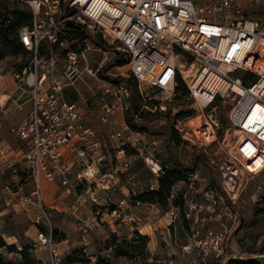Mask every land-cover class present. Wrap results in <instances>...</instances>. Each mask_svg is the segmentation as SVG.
I'll return each instance as SVG.
<instances>
[{
  "label": "built area",
  "instance_id": "obj_1",
  "mask_svg": "<svg viewBox=\"0 0 264 264\" xmlns=\"http://www.w3.org/2000/svg\"><path fill=\"white\" fill-rule=\"evenodd\" d=\"M14 1L30 11L18 32L32 58L12 72L19 88L30 91V108L10 128L20 145L13 148L0 136V174L7 175L2 186L4 208H31L32 222L45 226L38 227L32 239L48 247L52 264L63 261L44 201L45 181L61 185L65 191L83 187L75 198L77 207L91 202L97 208L95 213L106 211L114 222H123L133 234L146 235L150 241L152 226L142 221L140 209L152 203L135 196L158 187L166 166L160 159L163 138L128 125L125 114L131 91L122 80L96 76L92 93L101 104L96 120L87 119L80 104L64 97L63 87L72 83L77 73L95 75L88 64L80 67L90 48L89 39L81 45L77 39H66V31L60 30L65 21L75 20L91 33L99 32L107 43L119 42L118 49L127 51L130 73L141 90L145 84L160 90V99H169L181 78L196 110L175 125L183 141L207 147L216 139L221 123L218 111L230 105L222 138L225 155L216 165L218 183L198 168H181L184 177L172 185L162 213L172 242L177 238L169 234V225L180 216L183 226L186 223L185 236L178 245L185 264H220L227 254L229 232L243 219L237 203L244 189L243 176L264 175V22L232 20L229 14L223 19L215 17L232 8L235 0ZM44 39L54 47H63L62 55L52 51L40 55ZM59 62L62 69L57 73ZM16 106L23 109L21 102ZM111 120L116 126L101 135L99 125ZM230 129L234 133L231 142L227 138ZM133 158L153 177L146 188L130 190V197L120 196L113 202L109 190L119 186L122 176L127 181L133 179ZM27 179L32 184L29 190ZM155 206L159 211L160 206ZM147 227L149 231H143ZM62 242L67 244L68 238L62 237ZM14 243L16 249L21 248L18 241Z\"/></svg>",
  "mask_w": 264,
  "mask_h": 264
},
{
  "label": "rangeland",
  "instance_id": "obj_2",
  "mask_svg": "<svg viewBox=\"0 0 264 264\" xmlns=\"http://www.w3.org/2000/svg\"><path fill=\"white\" fill-rule=\"evenodd\" d=\"M18 10H26L30 15L28 7H25L21 2L14 0H2L0 4V19H6L7 21H10L12 18L11 13ZM226 14H229V19L232 20H253L263 23L264 0H235L232 8L227 9L226 13L219 12L215 17L217 19H223ZM60 30L66 32L68 31L65 24L60 25ZM96 34H99V32H96ZM99 36H101V34H99ZM108 43L114 46L119 45L117 40ZM78 44L80 43L78 42ZM41 47L42 51H40V54L43 56H48L51 51L61 56L64 49L61 46L54 47L53 45L49 44L46 39L41 41ZM95 49L98 53V56H96V59L98 60L94 65H97L98 62L101 63V61L104 60V53L102 51L103 49L97 44L95 45ZM120 50L127 53V51L123 48ZM0 51H3L4 53L2 58H0V136L3 137L8 143H11V140L13 142H19V138L10 131V128L13 127L16 124L17 119H19V116L15 114L18 110L17 106H15V98L20 93V90H15V88L13 91H11L12 86L15 85L14 80L16 81V78L12 75V72L21 65L29 63L30 59L32 58V53L29 51L25 54H15L10 51V49L2 42H0ZM82 61L85 63L84 61L86 60ZM82 61L80 64L81 68ZM94 65L92 66L90 64L89 69L91 72L95 73V75L88 71H82L80 74L77 73L78 76H75L72 82H76L78 79L84 76L83 74H85V76L87 74V76H92V79L87 78L86 84L88 83V85H91V88L95 91L94 88L96 86V76L99 77V75L97 74V70H94ZM117 65H120V67L116 68V70L111 74H121L133 79L135 99L138 105L135 117L143 120L145 123H148L153 128V132L151 133L163 138L160 159L161 156H165L167 158L170 156L175 157L184 162L186 165L190 166V168L185 170L198 168L203 174L207 176H210L213 172L216 174V165L222 161L225 155L226 145L224 142H222V138L226 134L224 129L226 124L224 122L226 121V114L230 108V105L227 103L225 106H221L220 111H218V115L220 116L219 121L221 123H219L220 126L216 129V139L208 144L207 147H199L197 145L191 144L190 142L183 141L179 135V132L175 129V125L177 124L178 120L183 117L196 114V110L194 108L195 104L192 98L190 99L188 94L186 96L181 95L182 90H178L176 87L174 95H172L169 99H160L162 95L160 90L149 87L145 84L141 85L142 90L138 87L137 80L133 74L130 73L128 63L124 65ZM80 67L79 69H81ZM56 68L57 73H60L62 69V62H59V65ZM92 82L93 84H91ZM92 92V95L87 98L86 104L83 106L87 119L96 120L101 104L99 103L97 94L94 95ZM93 111L95 112L94 115L91 114ZM108 125V123L99 125L98 130L100 131L99 133L101 135H107L105 130L109 128ZM169 130H173L175 131L176 135H179V140L177 142L175 140H171L170 142V150L172 155L168 154L170 152L168 150V146L165 145L166 133L162 132ZM105 138H107V136H105ZM227 138H229L230 142L234 139V133L231 129L228 132ZM193 152L203 153L207 157V160H209L208 165L206 166V164L202 163L201 161L193 165L190 160ZM131 162L132 166L130 168V173L133 175V179L131 181H127L126 178L122 176V182L124 186H126L128 189H134L136 188L135 186L145 184L144 186L146 188L149 180L152 179L153 176L150 174V172H148L140 160L133 158ZM6 176L7 175L0 174V212L2 211L0 221V237L3 238L7 244H9L8 242L11 240L16 242L18 241L21 245V248L16 249L15 243L13 242L11 244H13L14 247H3L1 250L2 255H5L6 258L13 262V264H30L25 263L24 254L22 252L24 250V253L27 255L28 259L26 261L34 260L33 264H52L48 247L39 246L35 243V240L32 239V237L35 236L34 225H36L37 229L38 227L44 229L45 226L42 224L38 225L33 223L31 219L20 210H7L4 208V202L2 199V186L5 182L4 180L6 179ZM26 183L27 190H29L32 185L31 180L27 179ZM45 184H50V182H42V192L44 194L45 205H47L46 201L48 204H53V206L49 207L51 215L50 220L52 224L51 228L52 232H55L53 234V238L56 240V247L59 253H61L63 264H67L66 260L68 258H73L75 254L74 252L77 250H80L82 253H84V257L89 258L90 261L95 259L97 249H99L103 254L113 253L112 247L109 246L108 243L112 241L113 235L120 239L125 238L123 236L125 235L124 232L127 230V227L121 225L116 228L118 233L117 235L111 230L109 222L99 220L101 212L98 214L95 213L97 208L94 204L87 202L85 206L77 207L75 205V198L76 195L82 191L83 187H75V190L70 189V192L67 193L66 197L60 198L58 200V191L53 193L52 189V191H49V188H53L54 185L45 186ZM242 184L244 189L239 194L237 203L238 206H240L241 218H243V221L241 227H239L232 238V244L235 247L241 249L242 253L255 252L257 250L264 251L263 218L260 214L254 213V208L257 205V201L264 193L262 192V188L264 189V175L261 174L254 176L253 178H247L246 176H243ZM257 186L260 187L259 191H256ZM62 188L63 187L61 186L60 189ZM114 188H112L110 191V196L113 202L119 199L120 195L123 194L120 189H118V187ZM92 211L95 217L98 219V223L92 222L95 221L92 215H90ZM154 213L157 215L155 218L158 219L161 217V215H163V210L160 208L159 211L155 210ZM149 214L150 209H146V207L140 209V215L143 222H145L143 218ZM86 215H89V218L86 219ZM165 219L167 220L166 217ZM146 223H148V221ZM150 223L151 226H153L152 222ZM182 223H184V220L180 216L175 219V221L172 222L168 227L169 234L172 237L177 238L175 242H172L169 239L166 230L167 227H165L166 225L164 227L158 226L155 229L152 227L155 240L154 246H151L150 248L147 245L146 252L144 254L137 255L135 258H118L119 264H143V258H146V264H185L187 261L186 257L181 255L178 248L182 238L185 236L184 232L187 230L186 223L184 226ZM79 225H82V228L79 227ZM83 226L86 227V231L83 230ZM26 230L28 231L25 232ZM143 231H149V228H144ZM62 237L68 238L67 244H64L63 242L59 243ZM170 260L171 263L169 262Z\"/></svg>",
  "mask_w": 264,
  "mask_h": 264
},
{
  "label": "trees",
  "instance_id": "obj_3",
  "mask_svg": "<svg viewBox=\"0 0 264 264\" xmlns=\"http://www.w3.org/2000/svg\"><path fill=\"white\" fill-rule=\"evenodd\" d=\"M11 19L10 21L1 20L0 19V42H2L6 47L10 49L15 54H25L26 52H29L27 48L23 47L19 40V32L18 30L27 23L29 17V13L25 10H18L13 11L11 13ZM64 24L67 26V32L64 36L66 39L70 40L72 38L77 39V41L82 45L83 40L87 37L91 41H93L95 44H97L99 47H101L103 50H113L115 51V55L110 60L106 61L101 65V67L97 70V74L99 76H104L110 79L113 82L116 81H124L128 88H130L131 94H130V106L125 114V118L127 120V123L129 126L135 130L140 131H148L153 132V128L148 124L145 123L143 120L138 119L135 117L136 111L138 109V105L136 103L135 99V88L133 79L130 77L123 76L121 74H109L107 72V69L113 65L116 64H126L129 61L128 55L126 52L116 48V45L108 44L104 39L99 36V34H93L89 30H87L86 27H84L82 24L78 23L75 20L65 21ZM42 51V47H40L39 53ZM3 51H0V58L3 56ZM41 55V54H40ZM27 64L21 65L18 69L23 68ZM177 89H181L182 93L181 95H187L188 89L184 85L183 81L180 77L177 78ZM166 133V142L165 145L168 146V150L171 154V147L170 142L171 140H175L176 142L179 140V135L175 134V131L169 130V131H162ZM172 155V154H171ZM161 156V160L166 163V166L163 170L162 175L158 178V187L155 189H149L144 190L143 192L137 194L135 198L145 202V203H155L156 205L160 206L162 210L166 207V198L168 194L170 193V189L172 185L179 181V179L183 178L184 175L181 172V168L188 169L190 166L186 165L184 162L180 161L179 159L175 157H163ZM192 164H196L197 162H202L206 164V166L209 163V160H207V157L203 153L199 152H193L190 158ZM192 165V167H193ZM191 167V168H192ZM211 181L215 184L218 183V175L214 172L211 173L209 176ZM133 198V199H135ZM255 214H260L263 218L264 222V193L261 195L260 199L257 201V205L254 208ZM55 233V232H54ZM52 232V236L54 234ZM132 238L126 239V238H118L115 235H113V239L111 242H109V246L112 247L113 253H107L103 254L100 252L99 249L96 251V257L94 260L90 261L89 258L84 257V253H82L80 250H77L74 252L73 258H68L66 260L67 264H119L118 258L125 257L127 259L135 258L137 255L144 254L147 250V245L149 242V237L146 235L138 234L137 232L132 235ZM8 246V248L14 247L13 244H7L3 238L0 237V264H13L11 260L6 258L5 255H2L1 250L3 247ZM24 254L25 263L33 264V261H26L27 255L24 253V250L22 251ZM255 252H262L263 250H257ZM255 252H249V253H255ZM146 258H143V264H146ZM229 264H260L258 262H252V263H234L229 262Z\"/></svg>",
  "mask_w": 264,
  "mask_h": 264
},
{
  "label": "crops",
  "instance_id": "obj_4",
  "mask_svg": "<svg viewBox=\"0 0 264 264\" xmlns=\"http://www.w3.org/2000/svg\"><path fill=\"white\" fill-rule=\"evenodd\" d=\"M88 44L90 45V48L89 49H87L86 50V53H85V58H84V60H86V61H84L85 63H83V61H82V66H84L85 64H88V65H94L95 64V62H97V60L98 59H96L97 57L96 56H98V53H97V51H96V49H95V45L96 44H94V42L93 41H91L90 39L88 40ZM116 48H118V46H116ZM103 51V53H104V55H103V61H101V63H99L98 62V64L97 65H94V70L96 71V70H98L100 67H101V65L103 64V63H105L106 61H108V60H110L111 58H113L114 57V55H115V51H113V50H102ZM94 53V54H93ZM127 64V63H126ZM122 65H124V64H122ZM118 67H120V65H113V66H111V67H109L108 68V73H113L115 70H116V68H118ZM84 76H82L80 79H78L76 82H72V83H70V84H67L64 88H63V93H64V97L68 100V101H70V102H72V101H76L77 103H79L80 105H81V107L82 108H84V104H85V100L88 98V97H90L92 94H91V92H92V88H91V85H88V83L86 84V79L88 78V79H92L91 77L92 76H87V74H86V76H85V74H83ZM94 82V81H93ZM93 82L91 83V84H93ZM14 83H15V85H13L12 86V90L11 91H13V89L15 88V90H17V89H19L20 90V93L16 96V98H15V104H18V103H22V106H23V109H19L18 107H17V111H16V115H18L19 116V119H17V122H16V124L20 121V119L21 118H23L25 115H26V113L28 112V109L30 108V106H29V99H28V97H29V95H30V91H23L22 89H20L19 88V86H18V84H17V81H15L14 80ZM9 96V95H8ZM16 106V105H15ZM92 115H94L95 114V112L93 111L92 113H91ZM116 126V123H115V121H113V120H111L110 121V123H109V125H108V127L109 128H113V127H115ZM11 146L14 148V147H17L18 145H20L21 144V141H19V142H13L12 140H11ZM138 160V159H137ZM151 180V179H150ZM46 185H54L53 186V188L52 187H50L49 188V191H52V193L53 192H57L58 191V200L60 199V198H63V197H66L67 196V193H69L70 191H65V190H63V188L62 189H60V187H61V185L59 186V185H56L55 183H50V184H45V186ZM145 184H141L140 186H135L136 188H134V189H132V188H126V186H124V184H123V182H122V180H121V183L119 184V186H117L118 187V189H120V191L123 193L122 195H120V196H131L130 195V190H137V191H140V190H142V189H144V186ZM52 189V190H51ZM115 189V188H114ZM111 190H109V192H110ZM46 204L48 205V207H51V206H53V204H48L47 203V201H46ZM156 204L155 203H152L151 205H150V207L149 206H144V207H146V209H150V214L148 215V216H145L143 219L145 220V221H148V222H152V224H153V228L155 229V228H157L158 226H160V227H164L166 224H167V220L164 218V216H162L161 215V217L160 218H158V219H156L155 217H157V215H155V210H157V208H156V206H155ZM143 207V208H144ZM142 209V208H141ZM17 210H20L21 212H23V213H25V215L28 217V218H30L31 219V221H32V211H31V208L30 207H26V206H24V207H21V208H19V209H17ZM90 215H92V217H95V215L93 214V211H92V213L90 214ZM87 218H89V215H86V219ZM94 220L95 221H92V222H94V223H98L97 222V218L95 217L94 218ZM99 220L100 221H107V222H109V226H111V230L115 233V234H117L118 235V233H117V229L116 228H118L119 226H121V225H124L125 227H127L126 229V231L124 232L125 233V235L123 236V237H125V238H132L133 236V233H132V231L129 229V227L126 225V224H124L123 222H120V223H117V222H114L113 220H112V218L108 215V213L105 211L104 213L102 212L101 213V216H100V218H99ZM151 220V221H150ZM35 226V232H36V229H37V227H36V225H34ZM153 228L151 229L152 230V232H151V234L149 233V236H150V241H149V243H148V247H150L151 248V246H154V244H155V240H154V236H153ZM28 230H26L25 232H27ZM181 231V230H180ZM25 234H27V233H25ZM30 236V235H29ZM34 238V237H33ZM13 242H15L14 240H11L10 242H8L9 244H11V243H13Z\"/></svg>",
  "mask_w": 264,
  "mask_h": 264
},
{
  "label": "water",
  "instance_id": "obj_5",
  "mask_svg": "<svg viewBox=\"0 0 264 264\" xmlns=\"http://www.w3.org/2000/svg\"><path fill=\"white\" fill-rule=\"evenodd\" d=\"M242 224V220H240L239 224L235 226L228 234L225 242V248L227 254L224 258L220 260V264H229V262L234 263H252L258 262L260 264H264V253L255 252V253H242L241 249L235 247L232 244V238L235 235V232L239 229Z\"/></svg>",
  "mask_w": 264,
  "mask_h": 264
},
{
  "label": "bare ground",
  "instance_id": "obj_6",
  "mask_svg": "<svg viewBox=\"0 0 264 264\" xmlns=\"http://www.w3.org/2000/svg\"><path fill=\"white\" fill-rule=\"evenodd\" d=\"M247 21H250V20H247Z\"/></svg>",
  "mask_w": 264,
  "mask_h": 264
}]
</instances>
